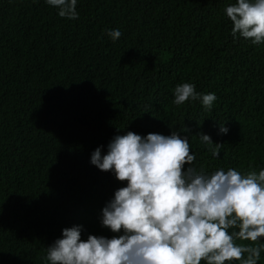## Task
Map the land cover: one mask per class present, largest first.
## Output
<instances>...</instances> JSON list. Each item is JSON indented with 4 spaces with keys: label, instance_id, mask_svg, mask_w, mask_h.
Instances as JSON below:
<instances>
[{
    "label": "trees",
    "instance_id": "trees-1",
    "mask_svg": "<svg viewBox=\"0 0 264 264\" xmlns=\"http://www.w3.org/2000/svg\"><path fill=\"white\" fill-rule=\"evenodd\" d=\"M232 3L77 0L67 19L45 0H0V264H48L74 225L82 239L118 235L102 209L126 182L90 162L115 135L177 131L198 171L264 168V44L233 37ZM184 82L215 93L212 108L174 104ZM197 133L223 144L219 157Z\"/></svg>",
    "mask_w": 264,
    "mask_h": 264
},
{
    "label": "clouds",
    "instance_id": "clouds-1",
    "mask_svg": "<svg viewBox=\"0 0 264 264\" xmlns=\"http://www.w3.org/2000/svg\"><path fill=\"white\" fill-rule=\"evenodd\" d=\"M45 2L62 18H79L77 0ZM224 11L234 38L239 34L253 45L264 44V0H235ZM107 35L115 41L122 33L110 29ZM173 92L174 104L199 100L206 110L217 99L215 93L197 92L188 82L177 84ZM228 130L220 121L219 131ZM197 134L219 157L223 144ZM101 147L92 152L91 164L126 182L102 209V227L118 235L89 234L82 239L81 225L66 227L62 238L46 249L48 264H257L260 260L264 168L246 173L234 168L198 171L188 136L177 131L146 136L128 131L112 138L106 154Z\"/></svg>",
    "mask_w": 264,
    "mask_h": 264
}]
</instances>
